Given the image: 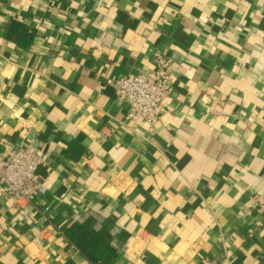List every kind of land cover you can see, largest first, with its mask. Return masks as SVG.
Instances as JSON below:
<instances>
[{
  "label": "crops",
  "instance_id": "1",
  "mask_svg": "<svg viewBox=\"0 0 264 264\" xmlns=\"http://www.w3.org/2000/svg\"><path fill=\"white\" fill-rule=\"evenodd\" d=\"M156 53L174 67L159 117L126 120L99 74ZM5 146L36 149L47 191L0 190L2 264H264V0H0ZM73 222L105 232L107 262Z\"/></svg>",
  "mask_w": 264,
  "mask_h": 264
},
{
  "label": "built area",
  "instance_id": "2",
  "mask_svg": "<svg viewBox=\"0 0 264 264\" xmlns=\"http://www.w3.org/2000/svg\"><path fill=\"white\" fill-rule=\"evenodd\" d=\"M173 69L169 57L156 53L154 65L147 73L123 77H107L101 73L99 76L103 80L98 86H113L116 96L126 104V120H143L153 124L169 93ZM41 163L40 155L32 146H5L0 150V190L3 196L13 204L21 205L29 202L33 196L44 195L47 187L36 173ZM252 200L257 211L264 214V194L255 193ZM257 224L261 225L260 222Z\"/></svg>",
  "mask_w": 264,
  "mask_h": 264
},
{
  "label": "trees",
  "instance_id": "3",
  "mask_svg": "<svg viewBox=\"0 0 264 264\" xmlns=\"http://www.w3.org/2000/svg\"><path fill=\"white\" fill-rule=\"evenodd\" d=\"M67 235L79 247L87 259L93 263L107 262L114 251V248L108 244L109 238L106 237L105 232L93 230L86 223L73 222L67 229ZM16 264L25 263L18 262ZM65 264L73 263L67 261Z\"/></svg>",
  "mask_w": 264,
  "mask_h": 264
}]
</instances>
